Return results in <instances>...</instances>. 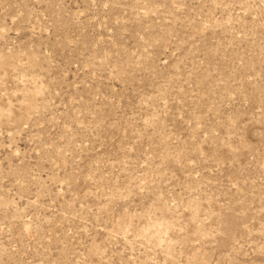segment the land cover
<instances>
[{
  "label": "rangeland",
  "instance_id": "1",
  "mask_svg": "<svg viewBox=\"0 0 264 264\" xmlns=\"http://www.w3.org/2000/svg\"><path fill=\"white\" fill-rule=\"evenodd\" d=\"M0 264H264V0H0Z\"/></svg>",
  "mask_w": 264,
  "mask_h": 264
}]
</instances>
